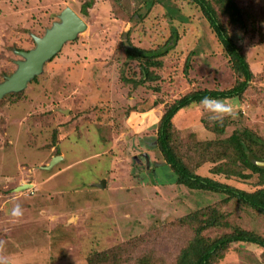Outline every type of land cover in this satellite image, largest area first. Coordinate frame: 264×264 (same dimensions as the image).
Returning <instances> with one entry per match:
<instances>
[{
  "label": "rangeland",
  "instance_id": "1",
  "mask_svg": "<svg viewBox=\"0 0 264 264\" xmlns=\"http://www.w3.org/2000/svg\"><path fill=\"white\" fill-rule=\"evenodd\" d=\"M81 1L0 0V82L21 59L14 51L33 48L31 36H42L65 7L81 16ZM234 2L252 17L246 30L234 29L228 16L216 9L217 16L242 48L255 78L242 97L222 99L234 101L231 115L211 112L200 102L173 116L172 130L183 145L178 149L191 155V167L203 156L202 142L218 144L243 129L264 141V0ZM96 4L101 8L95 5L88 17H82L86 28L77 40L46 61L19 96L0 98V260L139 264L150 254L156 264H171L193 234L194 227L184 218L195 211L199 219H208L213 209L217 224L201 231L205 239L235 229L264 238V216L241 202L165 184L170 181L165 168L157 172L161 185L150 186L146 177L151 171L146 170L144 155L162 163L152 147L165 106L193 90H225L235 83L230 63L203 16L185 0ZM171 28L190 36L161 59V67L155 69L159 78L136 88L122 85L120 67L126 75L138 73L137 61L122 65L123 47L154 48ZM130 107L135 111L125 116ZM216 115L222 119H213ZM212 125L225 126L216 133ZM133 153L136 164L131 162ZM55 156L60 160L49 165ZM213 166L205 163L196 171L246 192L264 186L256 173L246 171V179L213 175ZM17 204L21 215L14 216ZM119 248L131 257L126 259ZM104 251L110 261L99 257ZM214 264H264V249L232 242Z\"/></svg>",
  "mask_w": 264,
  "mask_h": 264
},
{
  "label": "trees",
  "instance_id": "2",
  "mask_svg": "<svg viewBox=\"0 0 264 264\" xmlns=\"http://www.w3.org/2000/svg\"><path fill=\"white\" fill-rule=\"evenodd\" d=\"M97 1L98 0H82L79 6L81 16L76 12L75 13L80 18L88 17L89 11L95 5L97 6ZM185 1L187 4L197 8L212 32L215 34L222 47V52L225 54V57H227L226 59L228 64L230 63V68L235 76V83L233 86L225 90H193L185 93L179 98L173 100V102H171L169 105L165 106L164 112L161 114L158 122L156 123L154 146L152 147L156 151L157 155L160 156L162 163L157 165L148 159V154L144 155L146 161L144 164H146V168L149 166L146 170L151 171V175H146V177H148V184H150V186L159 185L160 180L159 177H157V172L159 170L162 172V169H166L170 174V176L167 177L170 179V181H167L166 179L164 182L165 184L168 183V185L174 184L182 186L193 192L196 191L198 194H203L205 192L210 195H222L225 196L226 199H235L237 202H241L243 205L254 209L256 212L264 216V186L254 190L253 192H246L224 182H220L219 180L217 181L213 177L200 175L196 171V169L199 167L201 168V166L205 163L214 165L212 168H210V172L213 175L223 174L226 175V177L233 176L246 179L250 177L246 171H250V173H256L259 178L258 183L264 185V164L257 163L264 160V141L261 138H253L250 135L248 129H243L233 132L227 138H225L223 142L218 144H213L212 141L202 142L200 144L203 148V156L198 158V160L194 163L195 165L191 167L189 164V161H192L191 155L188 157L183 155L182 151H180L181 146L183 145L176 138V135L172 130V118L176 112L183 108L189 107L192 104L196 105L197 103H200L204 97L227 99L235 97L240 98L242 95H244L248 88L249 82L252 78H255V76L250 70L242 48L235 43L234 39L229 35V32L218 18L217 10L228 16L229 24L234 26V29L243 28V30H246L247 24L252 21V17L237 8L234 0ZM101 3L102 2L98 4L101 6ZM153 4L154 1H152L151 5ZM157 4H160L162 7H166L160 2ZM100 6L97 7L101 8ZM188 23L189 21L186 19L183 25L186 26ZM189 36L190 35L188 31H186L185 35H181L175 28H171L170 34L166 40H164L161 44L156 45L154 48H141L131 45L123 47L125 57L122 61V65L130 60H135L138 62V73L134 72L131 75H126L120 67L118 71L119 82L122 85H130L131 88H136L138 86L144 85L145 83H153L159 78V75L155 72V69L161 67V59L166 54H168V52L175 48L177 42H180L181 40H184L185 42ZM76 37L73 40L65 42L60 49H62L65 44L77 40ZM55 55L56 54L53 56ZM51 58L49 60H51ZM105 61L107 63L112 62V60L109 59ZM188 62L189 57L186 58L184 63L183 73L186 75L188 73L187 69L189 68ZM12 72L13 71H10L9 73L7 72L5 77L9 76ZM36 76H34L31 80H33ZM154 89L158 90L159 88L154 86ZM23 90L7 93V95H4L3 97L12 95L19 96ZM157 104L159 103L154 102V105ZM133 111L135 110L130 107L126 110L125 116L128 115L129 112ZM224 126L225 125H222L218 127V129H215L212 125V130H215L214 132L216 133H220L223 132ZM252 139H255L256 142L262 144H254L253 141L255 140ZM257 153L262 154L257 155ZM131 162L132 164H136L137 162L135 153H133V155L131 154ZM146 170L142 169L140 171L143 172ZM133 172L134 171L132 170L131 174ZM215 212L216 210H211V218L208 219H199V212L195 211L188 214L187 218H184V220L194 227L193 234L186 240L185 247L179 252L174 263L171 264H214L217 260L223 257L224 252L232 242L238 241L249 242L264 249V238L262 236L241 229H235L230 234L223 235L213 240H207L202 237L201 231L204 228L215 226L217 224V220L215 219L216 217H213ZM115 251H117V249H115ZM119 253L125 254L126 259L131 257L130 252L122 251L120 248ZM107 254L108 253L104 251L98 255L99 257H103L105 260L110 261V259L106 257ZM149 255H145L139 259V264H156L153 258L149 257ZM117 258L123 260L121 254H118ZM114 260L117 262L116 259Z\"/></svg>",
  "mask_w": 264,
  "mask_h": 264
},
{
  "label": "water",
  "instance_id": "3",
  "mask_svg": "<svg viewBox=\"0 0 264 264\" xmlns=\"http://www.w3.org/2000/svg\"><path fill=\"white\" fill-rule=\"evenodd\" d=\"M85 28L86 23L82 18L70 7H65L59 13L58 21H54L42 36L32 35L35 43L33 48L14 51L21 59L16 61V69L0 82V98L7 93L23 90L28 82L42 71L43 64L57 53L65 42L73 40ZM57 160H60V156L53 157L49 165Z\"/></svg>",
  "mask_w": 264,
  "mask_h": 264
},
{
  "label": "clouds",
  "instance_id": "4",
  "mask_svg": "<svg viewBox=\"0 0 264 264\" xmlns=\"http://www.w3.org/2000/svg\"><path fill=\"white\" fill-rule=\"evenodd\" d=\"M202 105L210 110L211 112L217 113V114H226L231 115L232 114V107L231 105L234 103V101L225 102L222 99H214L210 97H204L201 101ZM213 119H222V115H216L212 117ZM12 215L19 216L21 215L20 206L17 204L12 212ZM0 264H4L2 260H0Z\"/></svg>",
  "mask_w": 264,
  "mask_h": 264
},
{
  "label": "bare ground",
  "instance_id": "5",
  "mask_svg": "<svg viewBox=\"0 0 264 264\" xmlns=\"http://www.w3.org/2000/svg\"><path fill=\"white\" fill-rule=\"evenodd\" d=\"M26 186L28 187V186H30V185H25V187H26ZM23 188H24V187H23Z\"/></svg>",
  "mask_w": 264,
  "mask_h": 264
}]
</instances>
